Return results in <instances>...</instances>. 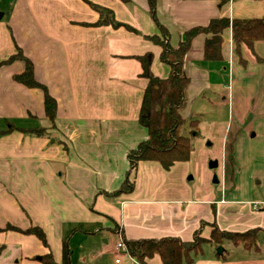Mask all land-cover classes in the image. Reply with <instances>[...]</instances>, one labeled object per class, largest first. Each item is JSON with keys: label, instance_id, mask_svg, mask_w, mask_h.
I'll use <instances>...</instances> for the list:
<instances>
[{"label": "crops", "instance_id": "0c3cea01", "mask_svg": "<svg viewBox=\"0 0 264 264\" xmlns=\"http://www.w3.org/2000/svg\"><path fill=\"white\" fill-rule=\"evenodd\" d=\"M91 3L110 9L117 21L137 32L95 25L99 13ZM0 4V264H44L40 259L48 252L61 263L65 241L72 264H141L117 249L121 237L190 240L199 228L210 237L212 223L234 232L259 229L261 240L264 40L255 42V53L242 45L243 62L231 28L224 32L222 61L205 59L207 34L194 37L183 66L190 83L182 115L192 119L193 105L204 100L214 107L207 112L218 115L221 105L216 101L227 88L221 79L228 72L229 102L236 108L232 120L223 121L219 134L210 139L223 148L224 162L227 149L233 148L234 177L225 172L211 183L214 172L205 157L207 185L195 186L188 168L193 148L188 161L169 169L157 161H140L131 175L133 191L110 193L121 187L130 171L129 152L148 137L139 122L148 84L139 57L151 52L154 75L166 78L171 73L170 65L161 60L163 47L148 38L161 35L158 23L168 28L171 44L178 47L185 31L214 18L263 17L264 0H157L156 19L148 0ZM18 48L32 61L36 80L57 101L53 122L46 114L44 91L14 80L25 63L1 64ZM36 128L43 134L27 132ZM201 128L202 122L200 132ZM33 226L45 231L49 247L25 232ZM226 243L222 255L218 246L204 244L192 264H264V243L252 249ZM146 264L163 262L156 255Z\"/></svg>", "mask_w": 264, "mask_h": 264}, {"label": "trees", "instance_id": "16d2710c", "mask_svg": "<svg viewBox=\"0 0 264 264\" xmlns=\"http://www.w3.org/2000/svg\"><path fill=\"white\" fill-rule=\"evenodd\" d=\"M148 2L150 12L156 19L157 0H148ZM90 5L99 13V19L95 25L125 26L137 32L130 25L117 21L110 9L94 3ZM158 25L161 35H151L148 38L163 47L161 60L170 65L171 73L166 78L154 75L151 70L153 53L148 52L139 57L143 67L141 74L148 79L140 109L139 122L147 128L148 137L129 152L130 171L121 187L110 193L111 195L133 191L135 182L131 175L136 172L140 161H157L164 168L169 169L177 162L190 159L194 141L200 135V120H188L182 115L183 108L187 103V87L190 83V79L184 74L183 66L194 37L202 33L208 35L204 48V57L208 61L223 60L224 32L228 28L232 29L236 51L243 62L242 45L245 44L255 53V42L264 40V16L248 20L230 19L228 17L214 18L206 26H197L185 31L178 47L171 44L168 28L161 23ZM16 60H22L25 63V70L14 75V80L29 88H40L44 91L46 114L53 122L57 112V101L49 93L47 87L36 80L33 63L23 54L22 49L18 48L17 53L11 55L1 64ZM187 128H189V132H186ZM27 132L43 134V129H29ZM231 161H233L232 157ZM233 177L234 173L232 174ZM211 226L212 230L208 239L201 236L202 228L196 230L190 240H182L177 237L139 239L123 237L127 246L126 252L141 264H146L149 259L156 255L161 257L163 264H192L195 257L203 252L205 243H213L219 247L223 240H226L235 245L243 244L249 249L259 247V229L253 228L234 232L222 230L216 223H212ZM7 228L20 230L12 225ZM25 232L36 235L46 247H49L46 233L41 227L33 226ZM40 260L44 264H72L69 243L67 241L63 243L61 263L55 260L52 252L42 255Z\"/></svg>", "mask_w": 264, "mask_h": 264}, {"label": "rangeland", "instance_id": "374dc122", "mask_svg": "<svg viewBox=\"0 0 264 264\" xmlns=\"http://www.w3.org/2000/svg\"><path fill=\"white\" fill-rule=\"evenodd\" d=\"M1 4H3V3H1ZM1 4H0V12H1V8H2ZM223 76L225 78L222 77L221 80L223 81V85L227 84V88L224 85L225 89L223 88V90L221 91V95L218 97V99L216 101L218 104L221 105L218 107L220 109L218 115H212V114H209V112H207V111H209L208 109H214L213 105L209 102V100H206V101L204 100L201 102L198 101L193 105L194 116L192 119H198V120H200V123L202 122L201 132H200V135L197 137L196 144L194 147L195 148V150H194L195 156H194V158H192L191 162L189 161L190 164H188V168L190 169L189 176L194 178L191 182H193L195 186L203 187V186L207 185L206 184L207 174H206V170L203 167L205 157H209L207 167H209V169L214 172V175L211 177L212 178L211 183L214 181L215 177L218 180H220V177L222 179L225 172H226V174H228L230 176V178H232V174L235 173V158H234L233 148L231 147V148L227 149L226 155H225L226 156V162H224L223 161V148H221L219 146L218 142L210 139V138H213V136H216L217 134H219V128H220L219 126L222 124L223 121L232 120L233 110H234V108H236V106H234V104L232 105V102H229L228 87L232 83L230 78H229L230 75L228 74V72H225V74H223ZM231 77H233V74L231 75ZM219 89H220V87H219ZM224 96H226L227 99H223ZM257 101H259V98H257ZM259 103H260V101H259ZM200 107L203 108V109H201L202 111L198 110V108H200ZM188 120H190V119H188ZM213 121H218L219 125L218 124L213 125V123H212ZM186 132H189V128L186 129ZM205 136H208L209 138H207V137L205 138ZM213 141H214V144H213ZM261 142H264V138H263V141H261ZM216 153H219V156H220L219 159L221 161L220 165H219V161H218L219 159H217ZM215 156H216V158H215ZM231 157L233 158V161H231ZM212 161H217L218 166L215 168H210V163ZM216 184L219 185V187L220 186L222 187L221 184H218V183H216ZM230 189L231 188H229V184H228L227 191ZM260 190L264 191V183H262ZM201 236L203 238H207V239L209 238V237H205L203 235L202 230H201ZM225 243H226V240H223L222 245H224ZM259 243L261 245L264 243V236H262L260 241L258 240V244ZM205 244H207V243H205Z\"/></svg>", "mask_w": 264, "mask_h": 264}, {"label": "built area", "instance_id": "2783aa9c", "mask_svg": "<svg viewBox=\"0 0 264 264\" xmlns=\"http://www.w3.org/2000/svg\"><path fill=\"white\" fill-rule=\"evenodd\" d=\"M254 205H255V207H258L257 203H255ZM116 247H117V249L127 251V246H126V243H125L123 237L120 238V240L118 241ZM120 260H121L120 258L116 259L117 262H120Z\"/></svg>", "mask_w": 264, "mask_h": 264}, {"label": "water", "instance_id": "95a60500", "mask_svg": "<svg viewBox=\"0 0 264 264\" xmlns=\"http://www.w3.org/2000/svg\"><path fill=\"white\" fill-rule=\"evenodd\" d=\"M0 18H1V17H0ZM217 166H218V162H217V161H212V162L210 163V167H211V168H215V167H217ZM214 180L217 181V178L215 177ZM223 251H224L223 246H219V247L217 248V252H218L219 254L223 253Z\"/></svg>", "mask_w": 264, "mask_h": 264}]
</instances>
